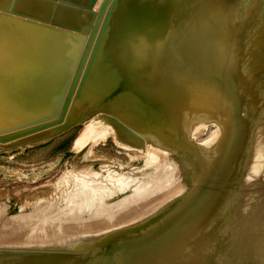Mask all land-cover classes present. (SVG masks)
Listing matches in <instances>:
<instances>
[{"label":"rangeland","instance_id":"1","mask_svg":"<svg viewBox=\"0 0 264 264\" xmlns=\"http://www.w3.org/2000/svg\"><path fill=\"white\" fill-rule=\"evenodd\" d=\"M125 1L138 3L129 5V20ZM125 1H112L96 36L113 45L120 35L113 23L126 17L121 31L129 43L120 49L132 52L140 43L134 50L143 57L130 60L114 48L106 67L103 54L92 57L94 47L62 124L0 143V264H264V68H256L253 50L264 0H231L236 5L229 12L238 16L224 30L217 11L223 0ZM117 8L124 16L115 14ZM7 13L0 11L5 34L22 30L43 35L54 48L63 44L52 25L39 22L42 34L38 21L35 28L34 21ZM191 17H197L192 25ZM7 58L0 46V74ZM136 58L143 59L141 68ZM92 59L108 68L99 90L83 84ZM157 67L165 68L157 74ZM27 73L30 68L18 72ZM114 76L132 79L126 80L133 84L129 92ZM149 80L167 81L172 96L154 118L142 119L154 107L132 110V96L125 93ZM21 97L23 119L0 121V133L55 116L64 96L40 104L35 99L38 110L57 109L33 116L31 98Z\"/></svg>","mask_w":264,"mask_h":264},{"label":"bare ground","instance_id":"2","mask_svg":"<svg viewBox=\"0 0 264 264\" xmlns=\"http://www.w3.org/2000/svg\"><path fill=\"white\" fill-rule=\"evenodd\" d=\"M100 1V0H99ZM125 1V0H124ZM131 1V0H130ZM243 0H241L240 1V3L242 2ZM257 1V0H256ZM126 2V1H125ZM260 2H262V0L260 1ZM264 2V1H263ZM115 3V2H114ZM126 3H128V5L126 6L127 8L124 10V11H126V16L128 17V19L126 18V17H122V15H121V13H122V11H123V8H121V13H120V11H118L119 10V8H117V13H115V14H117L118 15V13H120V15H121V17L122 18H124V20H122V19H120V18H118V19H115L116 21L113 23L114 24V26H113V28L116 26V28H117V30H118V28H119V32H117L118 34H120V35H116V36H113V38H114V40H113V45L111 44V42L110 43H108V44H110L111 46L109 47V45L108 44H106V40H104V39H101L100 38V36H96V38H95V41H94V43H93V45H92V48H91V50H90V53H91V51H93L92 49L95 47V50H94V52H93V54H92V57L94 56H96V58L100 55V54H103L104 55V57H105V65H106V67H107V65H108V62H109V59L112 57L111 55H113V53H114V48H115V52L116 51H120L121 49H120V47H122V46H124V45H126V44H128L129 43V40H128V38L126 37V35L125 34H122V31L121 30H123V26H122V24L123 23H127L126 21H125V19H127V20H129V16H130V12H133L132 11V9H130V8H128L129 7V5H130V7H132V1L131 2H126ZM126 3H124L123 2V4H122V6H124ZM131 3V4H130ZM254 3V2H253ZM133 5H134V3H133ZM136 5H138V3H136ZM136 5H134V7L136 6ZM235 5H236V3L235 2H232L231 0H223V1H219V3H218V5H217V11H218V13H219V15H221L222 14V18H221V23H220V26H221V28L224 30V27H223V25H226V23H227V20L228 19H236L237 18V14H236V16L235 15H233L231 12H229L230 10H231V8L232 9H234L235 8ZM117 6H120V2H119V4H116V6L113 8L114 10H115V12H116V7ZM205 6V5H204ZM257 6H258V3H257ZM121 7V6H120ZM264 7V6H263ZM96 8H97V5H96ZM108 8V7H107ZM133 8V7H132ZM139 8H141L140 7V5H139ZM138 8V9H139ZM208 8V7H207ZM258 8V7H257ZM242 9H244V6H243V8ZM106 10H109V8L108 9H106ZM127 10L128 11H130L129 13H128V15H127ZM156 10V9H155ZM259 10H260V8H259ZM158 11V10H157ZM253 11V10H252ZM4 12V11H3ZM109 12H110V10H109ZM108 12V13H109ZM136 12V11H135ZM159 12V11H158ZM224 12H226V14L225 15H223V13ZM5 13H7V12H5ZM200 13H202V11L200 10ZM238 13V12H237ZM7 14H9V13H7ZM113 14V13H112ZM111 14V15H112ZM123 14V13H122ZM133 14H135V13H133ZM259 14V13H258ZM10 15V14H9ZM8 15V16H9ZM105 15V14H104ZM111 15H110V17H111ZM157 15H158V13H157ZM164 15V14H163ZM8 16H6L4 19H6V20H9L10 18L8 17ZM13 16V15H12ZM123 16H124V14H123ZM131 16H132V14H131ZM254 16V15H253ZM104 17V16H103ZM117 17V16H116ZM137 17V16H136ZM205 17H207V15L205 16ZM15 18V17H14ZM113 18H114V15H113ZM133 18V17H132ZM197 18V17H196ZM196 18L195 17H191V19L189 20V19H187V21L190 23V25H192V24H194L195 23V20H196ZM12 19V18H11ZM16 19H18L17 17H16ZM15 19V20H16ZM110 19V18H109ZM144 19V18H143ZM147 19V18H146ZM207 19V18H206ZM0 20H3V19H0ZM20 20H21V17H20ZM28 20H30V22L32 23V21H34L33 23H35L36 21L35 20H31V19H28ZM28 20H27V18H26V21L25 20H21V21H24V22H28ZM106 20V19H105ZM113 20V19H112ZM132 20V19H131ZM134 23H135V18H134ZM148 21H149V19H148ZM224 21H225V23H224ZM248 21V20H247ZM254 21V20H253ZM24 22H22V23H24ZM30 22H28V23H30ZM107 22V21H106ZM105 22V23H106ZM109 22V21H108ZM111 22V21H110ZM109 22V23H110ZM141 22H142V20H141ZM37 23H39V22H37ZM37 23H35L34 25H35V28H36V26H38V24ZM42 23V22H41ZM41 23H39V30L38 31H40V29L42 28V26H41ZM102 23H103V18H102V21H101V26H102ZM112 24V23H111ZM142 24H143V22H142ZM141 24V25H142ZM25 25V24H24ZM29 25H31V24H29ZM43 25V24H42ZM48 25V24H47ZM110 25V24H109ZM108 25V26H109ZM17 26V25H16ZM26 26V25H25ZM32 26V25H31ZM40 26H41V28H40ZM53 26V25H52ZM122 26V27H121ZM156 26H158V25H156ZM27 27V26H26ZM33 27V26H32ZM31 27V28H32ZM47 27V26H46ZM63 37H64V40H63V38H62V40L63 41H60V40H58L57 39V42L59 41V42H63V44H61L60 46H59V49H57L58 47H56V48H54V46L53 45H49V44H47V43H49V40H47L48 42L46 43V42H44L43 40V35L42 36H40L39 35V33L41 32H35V34L36 33H38V35L39 36H37V37H39V38H37V37H34V35H33V33L31 34V35H33V36H30L28 33V35H26V34H23V32H22V30H19V31H15L14 30V32H13V34H11V35H7V34H5V32L4 31H2V23L0 22V46L3 48V50L8 54V58L6 59V61L8 62V67L5 69V71H3L1 74H0V121H4V122H6V121H12V122H14V121H20V120H22L23 118V116H22V107H23V102L21 101V99H22V97H21V95L22 94H28L29 95V98H31V104H30V106L32 107L31 109V116H33V115H37V114H42V113H50V112H52V111H55L56 109H57V107L55 106V107H53V108H55L54 110L52 109V110H50L49 109V105H47V106H45V109L44 110H41V109H37V108H35L36 107V104H35V99H36V101H38V102H36V103H43V102H46L47 101V99L48 100H52V98H50V97H55V95L56 96H58V95H62V96H64L65 95V93H66V89H67V86H68V84L65 86V88H64V85H65V81H66V78H67V76H68V74L70 73V72H73V70H74V67H75V65H76V62H77V60H78V57H79V55H80V52H81V50H79V53H78V49H79V46H80V43H81V37H80V35L82 36H85L84 37V39H83V41L85 42V40H86V35H84V34H79V33H76V32H73V31H69V30H66V29H63V28H59V27H56V26H53ZM15 28V27H14ZM18 29L20 28V27H17ZM29 28V27H28ZM53 28V29H54ZM254 28V27H253ZM252 28V29H253ZM11 30H12V28H10ZM43 29V28H42ZM47 29V28H46ZM109 28H107V31H110V30H108ZM159 29V28H158ZM24 30V29H23ZM34 30V29H33ZM44 31H45V28L43 29ZM42 30V31H43ZM48 30V29H47ZM52 30V29H51ZM116 30V31H117ZM146 30V29H145ZM244 31V30H243ZM25 32H27V31H25ZM50 32V31H49ZM48 32V33H49ZM113 31H111V33H112ZM142 32H146V31H142ZM147 32H149V30L147 29ZM146 32V33H147ZM160 32V33H159ZM159 35L162 33V31H160L159 30ZM256 32H258L259 34H258V36H257V38L254 40V44H253V47H254V53H255V55H256V59H258V63L256 64V68H261V67H263L264 68V20H263V23L256 29ZM42 33V32H41ZM44 33H46L47 34V32H44ZM51 33H53V30H52V32ZM114 33V32H113ZM144 33H142V34H144ZM43 34V33H42ZM147 34H149V33H147ZM146 34V35H147ZM263 34V35H262ZM48 35V34H47ZM57 35V34H56ZM156 35H158V34H156ZM162 35H163V33H162ZM79 36V37H78ZM103 36V35H102ZM108 36H109V34H108ZM118 36V37H117ZM153 36H155V35H153ZM40 37H42V39L43 40H41L40 39ZM44 37H46V35L44 34ZM48 37V36H47ZM49 37H50V34H49ZM140 37V36H139ZM138 37V38H139ZM146 37V36H145ZM152 37V36H151ZM157 37V36H156ZM155 37V38H156ZM229 37V36H228ZM104 38H105V36H104ZM138 38H136L137 39V41H136V39H135V42L137 43L138 41H140V38L138 39ZM146 38H148V35H147V37ZM47 38H45V40H46ZM51 39V38H50ZM148 39H150V37L148 38ZM127 40V41H126ZM53 41L55 42V40L53 39ZM152 41H155V39L152 37ZM163 41V40H162ZM84 42L82 43L83 45H84ZM134 42V43H135ZM230 42V41H229ZM228 42V43H229ZM56 43V42H55ZM54 43V44H55ZM139 43V42H138ZM157 43H159V41L157 42ZM227 43V42H226ZM81 44V45H82ZM130 44H133V43H130ZM130 44H129V46H130ZM140 44V43H139ZM139 44H138V46H139ZM156 44V43H155ZM160 44H161V40H160ZM159 44V45H160ZM107 45H108V48H107ZM151 45V44H150ZM152 45H154V43L152 42ZM128 46V45H127ZM127 46L125 47V48H127ZM133 46V45H132ZM137 48H138V46L137 45H135ZM155 46V45H154ZM222 46V45H221ZM136 47H134L135 48V50L137 49ZM142 47V45L140 46V48ZM147 47V46H146ZM158 47V46H157ZM238 47V46H237ZM247 47V46H246ZM248 47H249V45H248ZM123 48V47H122ZM129 48V47H128ZM131 48V47H130ZM129 48V49H130ZM134 48L132 47V52H130V50H129V52L131 53H129V55H128V53L127 52H124L125 50L126 51H128V49H123V51L121 50V53H124V54H122L123 56L125 55L126 57L127 56H129L130 58H128L127 57V59H130V60H132V59H134V58H132V56H134V57H137V58H139V59H141L142 57H143V53H144V51H143V53H141V49L143 50L144 48H141L140 50H139V52L141 53V55L142 56H140V54L138 55V49H137V51H135L134 50ZM159 48H161L160 46H159ZM218 49H215L216 51H218L220 48H222V47H220V46H218L217 47ZM226 48V47H225ZM241 48V47H240ZM82 49V48H81ZM109 49V51H107ZM111 49V50H110ZM120 49V50H119ZM145 49H148V48H145ZM158 49V48H157ZM157 49H156V51H157ZM213 50H214V48H213ZM147 51V50H146ZM160 51V49L157 51V52H159ZM221 51V50H220ZM237 51V50H236ZM111 52V53H110ZM148 52V51H147ZM147 52H146V54H147ZM162 52V51H161ZM161 52H159V53H161ZM215 52V51H214ZM217 53H219V52H217ZM228 53V52H227ZM78 54V55H77ZM117 54H118V52H117ZM134 54V55H133ZM145 54V55H146ZM76 55H77V59H76V62L73 64V61H74V58L76 57ZM90 55V54H89ZM131 55V56H130ZM139 57H138V56ZM144 55V58L143 59H145V57H147V58H149L150 56V54H148V55H146L145 56ZM123 56L121 57L122 59H123ZM125 56H124V58H125ZM149 56V57H148ZM221 57V56H220ZM137 58H136V60H137ZM217 58V57H216ZM121 59V60H122ZM127 59H125V60H127ZM142 59V60H143ZM150 59H151V57H150ZM150 59H148V62H149V60ZM163 59V58H162ZM93 60V59H92ZM124 60V59H123ZM122 60V61H123ZM129 60V61H130ZM141 60V61H142ZM211 60V59H210ZM214 60V59H213ZM223 60V59H222ZM128 61V62H129ZM138 62V60H137V63L139 64V63H141L142 64V62ZM145 61V60H144ZM143 61V62H144ZM147 61V60H146ZM160 61V60H159ZM162 61H164L165 62V60H162ZM162 61H160L161 63H162ZM253 61V60H252ZM126 62V61H125ZM124 62V63H125ZM148 62L147 63H145V65H146V67H147V64H148ZM254 62V61H253ZM256 62V61H255ZM124 63H123V65H124ZM133 63V62H132ZM166 63H168V62H166ZM72 64H73V66H72ZM129 64H130V62H129ZM141 64H139L140 65V67L139 68H141ZM127 65V64H126ZM145 65H142V67L143 66H145ZM94 66H95V63H94V60H93V63H91V65H89V70H88V72H87V75L85 76V78H83L84 79V81H83V84L86 86V84H91V85H93V87L95 88L96 86V88H98L97 90H99V85H100V83H101V73H103V74H106L107 75V71H108V68H107V71H105L104 69H99V68H97V67H95L94 68ZM73 67V68H72ZM88 67V66H87ZM145 67V68H146ZM167 67H169V66H167ZM23 68H30L31 69V71H32V73L31 74H29L28 75V73H27V75H20V74H18V72L20 71V70H22ZM157 68H159V69H157ZM157 68H154V72H156V71H158V70H162V69H164V68H162L161 69V67H157ZM249 68H251V67H249ZM73 69V70H72ZM129 69V68H128ZM143 69V68H142ZM157 69V70H156ZM245 69V68H244ZM133 70H135V69H133ZM138 70H140V69H138ZM137 69L135 70V71H138ZM134 71V72H135ZM242 71V70H241ZM133 72V74L132 75H134L135 73ZM86 73V72H85ZM139 73H143L142 71L141 72H139ZM138 73V74H139ZM157 74H158V72H156ZM237 73V72H236ZM137 74V73H136ZM134 75L133 77H131L132 79L136 76V79L134 78V80H132V81H135L136 80V82H133V83H137V82H139L138 81V79H137V76L138 75ZM157 74H155V75H157ZM246 74V73H245ZM38 75V76H37ZM71 75H72V73H71ZM85 75V74H84ZM131 75V74H130ZM131 75V76H132ZM141 75V74H140ZM146 75V74H145ZM160 75H162L163 76V74H160ZM160 75H158V76H160ZM263 75V74H262ZM39 76H40V78H39ZM71 77V76H70ZM82 77H84L83 75L81 76V78ZM130 77V76H129ZM128 77V78H129ZM138 77H140V76H138ZM153 77H154V75H153ZM152 77V78H153ZM68 78H69V76H68ZM113 78V77H112ZM116 78H119V80L117 79V81H118V85L121 87L124 83H127V86H126V88H127V90L131 87L132 88V86L131 85H133V84H130V83H132L131 82V80L129 81L128 79H127V76L126 77H116V76H114V80L116 79ZM158 78V77H157ZM162 77H159V79H161ZM130 79V78H129ZM126 80H128L130 83H128V82H126ZM154 80V79H153ZM152 80V81H153ZM165 80H167V79H165ZM69 81H70V78H69ZM69 81H68V83H69ZM148 81V80H147ZM143 82V84H142V82H141V84H136V85H140L139 86V90H134L133 89V91L132 92H130L129 94H128V92H129V90H128V92L127 93H125V95L127 94V95H129V97L130 96H132V97H130L131 99L129 100V101H131L132 103V107L133 108H131L132 110L133 109H135V108H140V105H141V109H143L142 108V106L143 105H150L151 107H154V108H149V110H148V112L146 113V117H142V119L143 118H146V119H148V118H154L155 116H156V114L158 113V110H159V107H160V105L163 103V102H165L168 98H171V96H172V94H169V92H170V89L171 88H169L168 87V85H167V81H165V83H163L162 85L160 84V82H159V84L160 85H155L156 83H158L157 81H156V76H155V80H154V82H156V83H154V85H152V83H151V81L149 80V83L148 82ZM174 82H176V81H174ZM95 85V86H94ZM128 85H130V87H128ZM136 85H134V87L133 88H137V87H135ZM262 85V84H261ZM78 86H79V84H78ZM81 86V85H80ZM84 86V87H85ZM116 86V85H115ZM87 87V86H86ZM116 87H118V86H116ZM63 88H64V90H63ZM95 88V89H96ZM124 88V87H123ZM123 88H122V90H123ZM126 88H124L125 90H126ZM130 88V89H131ZM261 88V87H260ZM78 89V88H77ZM82 89V88H81ZM228 89V92H229V94H230V96H231V103H232V100H233V102L235 101L234 100V96L232 95V93H231V91H230V88H227ZM62 90H63V92H62ZM121 90V91H122ZM78 91V90H77ZM131 91V90H130ZM122 92H124V90L122 91ZM254 93H256V92H254ZM261 93H263L264 94V89H262L261 90V92H260V94ZM119 94H121L120 92H119ZM123 95H124V93H123ZM124 95V97H126ZM252 95V94H251ZM53 97V99H55ZM128 97V96H127ZM210 97V96H209ZM213 97L216 99V101L217 102H219V100L221 101V97H220V94H219V92L217 91V90H214V92H213ZM255 97H256V95H255ZM92 98V97H91ZM122 98V97H121ZM253 98H254V96H253ZM257 99V98H256ZM177 100H179L178 98H177ZM24 101V100H23ZM224 101V100H223ZM254 101V100H253ZM256 101V100H255ZM126 102H127V100H126ZM249 102V101H248ZM143 104V105H142ZM218 104H220V103H218ZM204 105V104H203ZM208 105V104H207ZM225 105V104H224ZM249 105V104H248ZM209 106V105H208ZM25 107H27V108H29L28 106H25ZM144 107V106H143ZM169 107V106H168ZM223 107H226V106H223ZM248 107V106H247ZM221 109V108H220ZM224 109V108H223ZM58 110L59 109H57L56 110V112H55V116H56V114H57V112H58ZM146 110V109H145ZM27 111H28V109H27ZM135 111V110H134ZM166 111V110H165ZM130 112H133V111H131L130 110ZM137 112V111H136ZM136 112L134 113H132V115H131V117L132 116H134L133 114H135V116L134 117H132L133 119L135 118H140V117H138L139 115H137L139 112H137V114H136ZM199 112H202V111H199ZM204 112V111H203ZM25 114V113H24ZM140 114V113H139ZM142 114V113H141ZM199 114V113H198ZM26 115V114H25ZM143 115V116H144ZM243 115V114H242ZM55 116H51V117H49V118H53V117H55ZM27 117V116H26ZM21 118V119H20ZM28 118V117H27ZM49 118H44V120H46V119H49ZM65 119V118H64ZM67 119H69L68 117L66 118V120ZM134 119V120H135ZM141 119V118H140ZM139 119V120H140ZM40 120V119H39ZM43 120V119H42ZM219 120V119H218ZM71 121V120H70ZM69 121V122H70ZM69 122H68V124H69ZM11 124V123H10ZM161 124H162V122H161ZM67 125V124H66ZM65 125V126H66ZM193 125V124H192ZM59 126V125H58ZM64 126V127H65ZM157 126H159V125H157ZM55 127H53V129H54ZM56 128H57V126H56ZM157 128V127H156ZM180 128V127H179ZM164 129V128H163ZM193 129V128H192ZM191 130V129H190ZM161 131H162V128H161ZM186 131V130H185ZM45 132V131H44ZM206 148V147H205ZM214 148V147H213ZM212 148V149H213ZM208 150V149H207ZM215 152V151H214ZM209 155V154H208ZM108 220V219H107ZM114 220V219H113ZM97 225V224H96ZM90 226V225H89ZM112 226V225H111ZM76 229V228H75ZM67 231V230H66ZM83 231V230H82ZM68 232V231H67ZM66 232V233H67ZM76 232V231H75ZM90 232V231H89ZM83 234V233H82ZM66 238H68V237H66ZM71 238H73V237H71ZM70 238V239H71ZM73 241V240H72ZM124 245V244H123ZM118 248V247H117ZM18 249V248H17ZM83 253L84 252H82V253H80L81 254V257L83 258V257H86V256H84L83 255ZM83 255V256H82ZM123 256H124V254H123ZM122 256V257H123ZM90 257H93V258H98L97 256H94V255H92V256H90ZM50 260H53V259H50ZM46 262H50V261H46ZM115 262V261H114ZM1 263V262H0ZM62 264V263H61Z\"/></svg>","mask_w":264,"mask_h":264},{"label":"water","instance_id":"3","mask_svg":"<svg viewBox=\"0 0 264 264\" xmlns=\"http://www.w3.org/2000/svg\"><path fill=\"white\" fill-rule=\"evenodd\" d=\"M112 1L113 0H0V11L87 36L56 116L6 133H0V143L32 135L62 124L80 82L102 18ZM97 64L98 62H96L94 68ZM99 67L98 64V68Z\"/></svg>","mask_w":264,"mask_h":264}]
</instances>
